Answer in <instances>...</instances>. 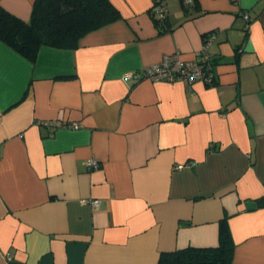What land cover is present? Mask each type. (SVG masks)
<instances>
[{"label":"crops","instance_id":"crops-1","mask_svg":"<svg viewBox=\"0 0 264 264\" xmlns=\"http://www.w3.org/2000/svg\"><path fill=\"white\" fill-rule=\"evenodd\" d=\"M109 1L120 18L74 49L0 40V264H157L224 218L232 264H264V0H165L164 31L152 0ZM206 41L212 84L122 79Z\"/></svg>","mask_w":264,"mask_h":264},{"label":"trees","instance_id":"trees-1","mask_svg":"<svg viewBox=\"0 0 264 264\" xmlns=\"http://www.w3.org/2000/svg\"><path fill=\"white\" fill-rule=\"evenodd\" d=\"M119 18L109 0H34L28 21L0 6V40L34 61L41 46L74 49L84 35ZM152 18L160 31L169 26L167 18ZM258 203L264 205V199ZM233 252L234 242L224 218L216 246L160 252L157 264H232Z\"/></svg>","mask_w":264,"mask_h":264},{"label":"built area","instance_id":"built-area-1","mask_svg":"<svg viewBox=\"0 0 264 264\" xmlns=\"http://www.w3.org/2000/svg\"><path fill=\"white\" fill-rule=\"evenodd\" d=\"M184 4H191L193 0H182ZM152 16L156 19H164L167 17V9L165 0H152L151 8ZM243 18L248 26V14L243 13ZM209 41L204 43L202 50L197 59L184 60L178 54H164L162 58L153 64L144 66L140 70L125 72L122 76L124 80H140L149 79L151 81L176 82L185 81L192 83L194 81H202L205 84H212L215 77L214 61L208 51ZM54 125L56 122H47ZM69 128L76 129L79 127L77 122L63 124ZM88 168L98 167L99 161L89 158L86 162ZM178 165L177 167H181ZM83 203L90 205H98V199L82 200Z\"/></svg>","mask_w":264,"mask_h":264}]
</instances>
